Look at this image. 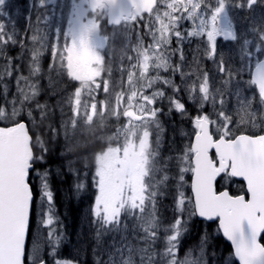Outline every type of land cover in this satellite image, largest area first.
Segmentation results:
<instances>
[{
	"label": "snow or ice",
	"instance_id": "1",
	"mask_svg": "<svg viewBox=\"0 0 264 264\" xmlns=\"http://www.w3.org/2000/svg\"><path fill=\"white\" fill-rule=\"evenodd\" d=\"M38 2L43 7L55 0ZM5 4L6 0H0V16L6 15ZM257 5H264V0H70L67 28L62 33L56 29L55 43L48 42L37 17L27 75L6 54L5 46L18 41L0 23V96L4 100L0 104V264H49L50 260L51 264H81L58 256L63 233L56 227L49 173L36 169L45 162L47 147L32 129L54 113V107L37 99L43 88L45 53H50L48 87L53 88V72L74 82L66 132L75 131L81 120L91 129L94 117L101 123L109 118L125 121L94 157L97 194L90 215L97 244L108 232H128L131 219L134 238L144 246L122 236L119 246L113 243L108 260L98 259L96 264H210L206 237L198 255L192 250L180 255L182 237L194 217L219 220L239 264H264V28L251 27L252 39L244 32L238 37L230 16L231 10L252 11ZM141 23L150 38L147 44L139 32ZM102 24L111 26V36L104 34ZM133 29L137 31L135 55L127 57V68L121 64L119 69L122 77L127 73L124 87L111 92L112 68L106 63V49L110 40L130 42ZM218 38L236 42L233 56L226 59L218 51ZM194 40L198 41L195 53L212 60L221 86H215L203 69L200 56L194 54L191 65L187 64L183 45ZM234 56L240 62L236 71ZM245 71L250 73L245 83L254 89L252 95H242L239 88L228 91ZM12 79L16 91L9 99L5 81ZM101 93L104 99H98ZM230 97H235L238 120L228 109ZM254 103L260 106L259 117ZM173 112L188 119L193 132L178 154L164 157L161 117ZM243 125L259 128V134L237 132ZM49 129L58 131L50 125ZM31 172L37 173L39 181L35 189L29 180ZM189 174L192 195L185 191ZM236 178L241 181L240 190L232 193L229 187ZM222 183L227 186L221 187ZM83 187L76 185L77 191ZM169 189L175 193V219L164 226L159 204ZM137 229L142 235H136ZM161 231L165 247L157 252Z\"/></svg>",
	"mask_w": 264,
	"mask_h": 264
},
{
	"label": "rangeland",
	"instance_id": "2",
	"mask_svg": "<svg viewBox=\"0 0 264 264\" xmlns=\"http://www.w3.org/2000/svg\"><path fill=\"white\" fill-rule=\"evenodd\" d=\"M14 3L19 2L18 4V11L17 14L14 15L17 18V24L18 26L23 27V30L25 29V26L28 24V33H27V38L25 39L23 35L19 33V35L15 38L18 42L22 41L24 46L21 47L22 50H27L28 48H32V42H30V36L33 34V31L36 27L35 24H37V17H40V28L48 33L49 31H53L54 38L49 39V43H55L56 41V29L60 28L61 33L66 30L67 28V14L70 12V0H55L54 3H46L43 7L39 6L38 0H12ZM9 2V0H6V3ZM25 2V3H24ZM31 13L32 15H29ZM230 16L233 17L234 19V25H235V30L237 31L238 37L240 36L241 32H244L247 34L248 39H252V34L248 31L251 27L258 26L263 28L264 27V5H257L254 10L252 11H241V10H231L230 11ZM7 18L9 21H12V11H9L7 13ZM1 23V22H0ZM5 24V30H9L7 24ZM185 27H190V25L185 22ZM102 29L104 31V34L111 36L112 33V28H107L106 24H102ZM140 34L143 36L145 44L149 42V37L144 34L145 30L144 28L139 29ZM61 43H63V37L61 35L60 37ZM137 43V31L133 29L131 32V41L129 42L128 40L124 38L117 39L115 41L110 40V57L112 60H115V65H111L112 68V75L110 78V91L111 92H116L119 91L122 87H124V84L122 83V80H126L127 78V73H124V76H121V72L119 71L121 64L124 65L125 68L129 66V62L127 60L128 56H134L135 53L132 51V48L136 45ZM198 41L194 40L191 44H188L187 42L184 43L183 48H184V54L186 57V62L187 64L191 65L193 55L196 54L200 56V62L204 70H206L210 76L213 78V81L215 83V86L219 87L221 86L220 84V76L216 72V67L212 60H209L205 57H203L200 53H195V49L197 47ZM115 46H117V52H115ZM173 47H176L175 42L172 45ZM237 44L236 42L232 41H223L222 38H218L217 41V48L218 51L224 52L225 53V58L227 59L229 56H233L235 51H236ZM31 53V52H30ZM109 56V54L107 55ZM178 57H174L173 60L176 61ZM210 61V65L208 64ZM50 62V54H49V59H48V64H43L46 69H48V65ZM232 67L233 71H236L240 67V62L238 56H234L232 60ZM185 71H188V68H185ZM247 74H249L248 71H245L241 73L238 76L237 80L232 83V85L229 86L228 91H235L237 88H239L240 92L244 96H251L252 92L254 89H249L248 85L245 83L247 80L250 79L247 77ZM48 76V75H47ZM52 77V82L53 85L56 84L57 89H60L58 93L53 95V105L51 107H54V120H55V125L56 128H60L62 132V139L63 142L61 144L60 148V154L61 155H66L68 153H74L75 149L79 147H83L89 144H92L96 141H101L102 143L106 144V141L108 137L113 136L120 126H122L125 121L123 118L121 120L116 121L114 118H109L105 120L103 123L99 120V118L94 117V123L92 125V128L89 129L88 126H86L82 120L80 121L81 124L77 127L75 131H72L70 128L65 130V122L69 119L71 116V109H70V104L68 102L69 96L71 95L74 87V82H71L67 80L66 78L57 76L55 72L51 73ZM14 80V79H13ZM6 83L9 84V92L10 89L13 85L12 80H6ZM176 82L178 83V76L176 77ZM14 91V89H11ZM57 91V90H56ZM11 94V93H10ZM227 95V93H226ZM8 98L11 99L12 96L8 94ZM98 99H104V95L101 93ZM4 103V100L2 101ZM236 107V101L235 97H230L229 98V104H228V109L233 115L234 120H238L239 116L236 113L235 110ZM165 112H167V104H164ZM253 109L257 110V115L259 117L260 115V106L257 103L253 104ZM190 113H195L191 108H188ZM210 111L211 109H207ZM175 112H173L170 116L169 115H164L161 117V120L164 125V134H163V146L162 149L165 147V141H166V136L169 132V126L170 124L174 127V118L176 117ZM259 123V121H258ZM107 126V129L102 130L100 134H96L94 138H92V132L94 130L99 131L102 127ZM82 127V128H81ZM81 129V130H78ZM78 130V131H77ZM237 132H250V133H256L259 132V128H251L250 125H243L240 126L238 129H236ZM193 132L192 126H190L187 130V136L191 137V133ZM103 144V145H104ZM106 147V146H105ZM161 149V150H162ZM97 153V152H96ZM83 159V157L81 158ZM72 162V160H68V163L66 165H69ZM87 162H85L86 164ZM92 175L94 174V166L91 168ZM37 179V173L33 175ZM37 182L39 183L38 179ZM49 182V181H48ZM92 184H91V191L92 195L94 194L93 197L91 198H85L84 201V211L80 217L79 223L76 227L75 235L74 238L67 237L69 242V248L67 249L66 255L62 259H69V260H79L80 262L84 259L85 256V249L86 245L88 242V239L90 238L92 231H96V228L92 223L93 217L90 215V209L92 208L94 204V199L97 194V190L93 185V176H92ZM189 182L191 183V179L189 177ZM227 184V183H226ZM50 185V183H49ZM233 186H237L238 183L235 181V183H231ZM50 189L53 192L54 195V205L56 202L55 199V193L51 188ZM170 199H172L171 196H174V189H169V195ZM56 209V207H55ZM57 213V209H56ZM131 220V219H129ZM36 224V219L34 217V226L33 229L35 228ZM128 224V222H127ZM93 226V227H92ZM129 227V226H128ZM112 237L108 238L107 241L105 242V255L107 256L108 260V253L112 251V245L115 243L117 246L120 245L121 243V237L122 236H127L128 240L131 241L132 244L133 242V234H132V229L129 227L128 232H110ZM199 249L195 252L194 254L198 255ZM207 252V251H206ZM209 257V256H208ZM234 257L230 256L227 260L226 264H233Z\"/></svg>",
	"mask_w": 264,
	"mask_h": 264
},
{
	"label": "trees",
	"instance_id": "3",
	"mask_svg": "<svg viewBox=\"0 0 264 264\" xmlns=\"http://www.w3.org/2000/svg\"><path fill=\"white\" fill-rule=\"evenodd\" d=\"M10 1V5L8 2L3 6V11L6 15L0 16V22L7 24L9 30H5L9 34H15V38L19 35L24 36L27 38L28 33V24L23 27L18 26L17 19L14 15L17 14V8L19 2ZM11 3H13L11 5ZM25 3V2H24ZM9 5V7H8ZM12 6V21H9L7 18V13L9 12L10 7ZM29 15H32L29 13ZM36 25V24H35ZM142 29V28H141ZM49 39L54 38L53 31H49L47 33ZM57 36V34H56ZM55 36V37H56ZM31 42V41H30ZM21 43L11 44L9 43L5 46L6 54L13 57L15 59V63L20 65V70L24 75L28 74V64L31 59L30 49L22 50ZM106 53H109L106 51ZM50 53H45L42 58V67L44 69V78L41 79V85L43 86L41 95L37 98L40 103H48L50 106H54L53 104V91L58 93L60 89H57L56 84L53 85V88L50 89L48 87V69L43 66L48 64ZM106 63L109 65L115 64V60L106 55ZM3 65V60H0V66ZM12 87L14 89L12 91L10 89L9 95L12 96L16 88L14 87V80L12 79ZM57 90V91H56ZM11 93V94H10ZM54 94V95H55ZM1 102L3 101V96H0ZM35 103V102H34ZM54 113H50L48 119L44 120L43 123H38L36 127L33 128V134L39 135L42 138L43 143L47 147V154L45 156V162L42 164H37V170H47L48 181L51 185L52 190L55 193V207L57 209V231L63 233V240L58 250V256L63 258L66 253L67 249L69 248V243L67 237L74 238L75 229L79 223L80 217L82 215V211L84 208V203L81 198L83 195L85 198H91L92 191L91 184H92V171L91 168L94 166V157L97 153L101 152L106 144L102 143L101 141H96L92 144L76 148L74 153H68L66 155L60 154L61 144L63 142V135L60 128H56V123L54 120ZM37 120L39 121V113H35ZM176 117L174 118V127L170 124L169 132L166 136L165 147L161 150V154L164 157L169 155L175 156L178 154L188 143L189 138L187 135V130L191 125L190 121L185 118H181L178 114H174ZM83 122V120H82ZM81 124V122L79 123ZM49 125L52 128H56L58 131L57 133H53L49 129ZM82 128V127H81ZM99 129V128H98ZM97 129V130H98ZM107 129V126L102 127L99 131L94 130L92 132V138L95 137L96 134L102 133V130ZM81 130V129H78ZM77 130V131H78ZM104 144V145H103ZM97 152V153H96ZM83 157V159H81ZM61 158V159H60ZM68 160H72L69 165ZM85 162H87L85 164ZM172 172H175V169H172ZM32 176L35 175V172H32ZM31 176V177H32ZM190 174L187 176L188 185L185 187V191L188 195H192L190 191V182H189ZM236 181V180H235ZM30 182L34 186V189L37 187L38 182L37 179L32 177ZM238 183L237 186L230 185V189L232 193H236L240 190V181H236ZM83 184L84 187L77 191L76 185ZM227 186L226 183H222L221 187ZM79 192H81L79 194ZM83 193V194H82ZM175 194V193H174ZM169 196L164 198L162 202L159 204V214L162 220V224L167 226L173 222L175 219L174 213V204H173V196ZM83 203V204H82ZM34 220V217H33ZM135 222L133 220H129V227L132 229L133 234V224ZM33 225V221H32ZM93 227V226H92ZM96 228V226H94ZM188 231L182 237L181 241V251L180 255L183 257L185 252L188 250H192L193 252L199 249V246L202 240L206 237V251L210 259V264H224V253L226 254L228 251L231 250L230 245L225 241V239L220 235L218 232L217 222H205L201 220L199 217L192 218L188 225ZM207 228V230H206ZM209 230V233L206 232ZM95 230L92 231L90 238L88 239L86 249H85V256L84 259L81 261V264H96L97 260L105 261V242L107 241L108 237L110 236V232L103 235L99 244H97L95 240ZM208 233V234H207ZM136 235H142L139 230H136ZM161 239L157 241L155 244V250L157 252H163L165 244H164V233L161 231ZM213 235V236H212ZM212 236V237H211ZM264 241V240H263ZM133 242L134 245H139L141 247L144 246L142 241H139L134 238L133 235ZM159 259V257H157ZM51 264V260L49 261Z\"/></svg>",
	"mask_w": 264,
	"mask_h": 264
},
{
	"label": "water",
	"instance_id": "4",
	"mask_svg": "<svg viewBox=\"0 0 264 264\" xmlns=\"http://www.w3.org/2000/svg\"><path fill=\"white\" fill-rule=\"evenodd\" d=\"M30 177V176H29ZM236 179H238V178H236ZM239 180V179H238ZM201 220H204L203 218H200ZM207 221V220H206ZM213 221H218V224H219V220L218 219H215V220H213ZM213 221H208V222H213ZM220 231H221V233H222V236L224 237V239L228 242V243H230V245L232 246V244H231V242L223 235V232H222V230L220 229ZM262 238V237H261ZM261 243H263L262 241H261ZM232 248H233V246H232ZM233 251H234V249H233ZM238 262V261H237ZM238 264H239V262H238Z\"/></svg>",
	"mask_w": 264,
	"mask_h": 264
},
{
	"label": "flooded vegetation",
	"instance_id": "5",
	"mask_svg": "<svg viewBox=\"0 0 264 264\" xmlns=\"http://www.w3.org/2000/svg\"><path fill=\"white\" fill-rule=\"evenodd\" d=\"M264 28V27H263ZM250 49H251V46H250ZM249 75H250V73L249 74H247V77H249ZM241 76V75H240ZM242 77V76H241ZM263 237H264V235H263Z\"/></svg>",
	"mask_w": 264,
	"mask_h": 264
},
{
	"label": "bare ground",
	"instance_id": "6",
	"mask_svg": "<svg viewBox=\"0 0 264 264\" xmlns=\"http://www.w3.org/2000/svg\"><path fill=\"white\" fill-rule=\"evenodd\" d=\"M60 159H61V158H60ZM84 200H85V199H84ZM82 204H83V203H82ZM206 230H207V228H206ZM206 232H208V233H209V230H208V231H206ZM208 233H207V234H208ZM212 236H213V235H212ZM212 236H211V237H212Z\"/></svg>",
	"mask_w": 264,
	"mask_h": 264
}]
</instances>
